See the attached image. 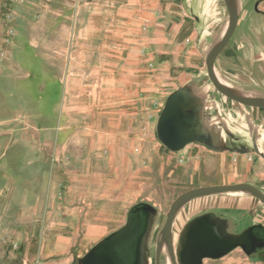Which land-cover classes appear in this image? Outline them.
<instances>
[{"label": "rangeland", "instance_id": "1", "mask_svg": "<svg viewBox=\"0 0 264 264\" xmlns=\"http://www.w3.org/2000/svg\"><path fill=\"white\" fill-rule=\"evenodd\" d=\"M147 1L0 0V264H84L147 205L144 247L154 264L180 195L243 178L229 148L174 151L160 140L166 100L149 97L133 64ZM212 198L222 199L204 203ZM219 219L231 220V237L243 243L210 262L264 264V240L250 236L264 227V203L247 190L188 200L173 236Z\"/></svg>", "mask_w": 264, "mask_h": 264}, {"label": "crops", "instance_id": "2", "mask_svg": "<svg viewBox=\"0 0 264 264\" xmlns=\"http://www.w3.org/2000/svg\"><path fill=\"white\" fill-rule=\"evenodd\" d=\"M147 2L148 10L136 23V82L139 86L147 83V90L154 93L149 97L166 101L182 90L188 110L207 140L191 142L185 151L196 146L229 148L244 172L238 182L250 183L264 192V0ZM230 11L238 22L214 60L213 76L226 93L248 104L220 91L208 68L209 56L221 46L231 26ZM246 154L253 156L252 161ZM217 223L220 236L236 235L231 220L219 219Z\"/></svg>", "mask_w": 264, "mask_h": 264}, {"label": "flooded vegetation", "instance_id": "3", "mask_svg": "<svg viewBox=\"0 0 264 264\" xmlns=\"http://www.w3.org/2000/svg\"><path fill=\"white\" fill-rule=\"evenodd\" d=\"M143 213V209L133 208L121 227L92 247L84 264H150L144 244L140 246V228L135 223ZM215 225L211 221H198L187 227L181 241L178 236H172L173 252L166 245L160 249L157 246L154 264H211L210 261L223 259L243 243L237 236H220ZM250 236L264 240V227L254 226ZM255 250L258 252L260 248L257 246Z\"/></svg>", "mask_w": 264, "mask_h": 264}, {"label": "water", "instance_id": "4", "mask_svg": "<svg viewBox=\"0 0 264 264\" xmlns=\"http://www.w3.org/2000/svg\"><path fill=\"white\" fill-rule=\"evenodd\" d=\"M230 17L232 19L231 26L221 44V46L209 56L208 58V68L210 71V76L214 81L216 87L228 95L229 97L236 99L240 102L248 104L246 100L235 98L230 94L226 93L221 86L214 80L213 76V63L220 51L225 47L231 38L234 30L236 28L238 17L235 13L230 11ZM158 136L160 140L170 149L178 151L183 149L186 145L194 141H207L203 135V132L198 128V122L190 111L188 110V102L184 96L182 90L176 91L169 96L161 113V116L157 125ZM243 189L253 193L264 203V192L250 184V183H238L232 185H218V186H204L191 189L188 192L180 195L171 205L169 212L167 213V219L163 226L160 242L158 244L159 249L166 245L170 252H173L172 236L174 229V222L176 219V212L180 205L186 203L188 200L205 196L213 193H220L225 191H232ZM138 209H143L144 215L137 216L135 223L138 224L140 228L139 233V243L140 246L144 244V240L150 228L151 215L150 207L138 206Z\"/></svg>", "mask_w": 264, "mask_h": 264}, {"label": "bare ground", "instance_id": "5", "mask_svg": "<svg viewBox=\"0 0 264 264\" xmlns=\"http://www.w3.org/2000/svg\"><path fill=\"white\" fill-rule=\"evenodd\" d=\"M182 205H183V204H182ZM182 205H180V206L178 207L177 212H176V215H177V213H178L179 208H180ZM164 246H165V245H164Z\"/></svg>", "mask_w": 264, "mask_h": 264}, {"label": "built area", "instance_id": "6", "mask_svg": "<svg viewBox=\"0 0 264 264\" xmlns=\"http://www.w3.org/2000/svg\"><path fill=\"white\" fill-rule=\"evenodd\" d=\"M250 160H252V157L250 158V157H248Z\"/></svg>", "mask_w": 264, "mask_h": 264}]
</instances>
